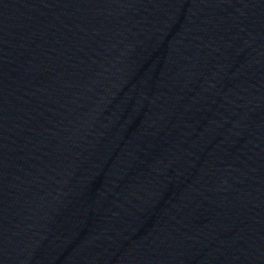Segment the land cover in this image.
Returning <instances> with one entry per match:
<instances>
[{
  "label": "water",
  "instance_id": "95a60500",
  "mask_svg": "<svg viewBox=\"0 0 264 264\" xmlns=\"http://www.w3.org/2000/svg\"><path fill=\"white\" fill-rule=\"evenodd\" d=\"M0 264H264V0H0Z\"/></svg>",
  "mask_w": 264,
  "mask_h": 264
}]
</instances>
